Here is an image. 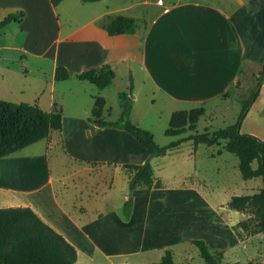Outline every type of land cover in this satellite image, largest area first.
Instances as JSON below:
<instances>
[{
    "label": "crops",
    "instance_id": "obj_1",
    "mask_svg": "<svg viewBox=\"0 0 264 264\" xmlns=\"http://www.w3.org/2000/svg\"><path fill=\"white\" fill-rule=\"evenodd\" d=\"M20 11L24 15L19 20L0 28V98L37 103L48 111L61 107L62 128L0 157V207L30 206L75 245L78 258L86 246L91 256L101 244L128 243L117 248L119 255L152 250L163 240L165 246L171 244L168 240L183 236L189 225L186 218H169L171 206L162 204L166 200L181 202L185 212L194 208L191 199L203 200L204 210L211 208L214 214L197 185L193 139L152 156V186L129 189L130 198L124 191L114 204L116 181L122 179L128 186L123 165L144 163L149 151L123 127L98 125L91 113L96 97L102 96L104 119L117 120L106 117L111 90L125 91L137 100L150 83L153 100L169 119L174 110L203 106L205 129L234 123L241 101L234 102L238 109L232 122L213 126L232 106L224 99L226 92L246 74L257 81L251 65L264 64V0H62L57 6L51 0H0V20ZM118 13L138 19L134 33L111 35L101 26L104 18ZM104 64L115 71L110 85L101 88L78 77ZM59 65L68 68V78L56 79ZM263 87L264 80L259 93ZM129 113L131 119L132 110ZM131 120L153 132L146 122ZM56 156L70 168L68 174H54ZM127 200L129 214L124 212ZM161 205L168 207L166 215L159 211ZM242 214L230 222L205 216L203 223H214L217 233L202 239L213 250L224 249V255L227 243H233L252 259L261 232L238 234L234 224L246 218ZM194 238L199 237L188 236Z\"/></svg>",
    "mask_w": 264,
    "mask_h": 264
},
{
    "label": "trees",
    "instance_id": "obj_2",
    "mask_svg": "<svg viewBox=\"0 0 264 264\" xmlns=\"http://www.w3.org/2000/svg\"><path fill=\"white\" fill-rule=\"evenodd\" d=\"M62 0H51L57 6ZM96 1V0H84ZM24 15L9 13L0 20V28L13 20H19ZM101 26L111 35L134 33L139 22L132 15L112 14L101 21ZM67 67L59 65L55 71L58 80L68 78ZM81 79L94 82L101 88L110 85L115 77V71L109 64L86 69L78 74ZM264 80L263 71L257 78L256 85L248 94L242 96L241 110L237 120L223 128L204 132H192L188 135L171 140L166 145H160L153 134L129 118L131 106L128 93L121 91L119 96L124 107L122 115L115 121L103 117L106 100L97 96L92 109L91 118L98 125H118L128 130L139 139L149 151V158L141 164L123 165L128 175V187L133 190L138 187L152 186L153 173L150 158L164 153L169 147L185 139H193L196 144H222L218 153L224 150L234 153L239 158V169L244 179L262 177L264 179V139L250 133L240 131V125L253 101L258 96L260 86ZM203 106L189 109H177L171 114L165 134L169 136L181 135L189 130H195L200 117L205 113ZM62 128V109L55 107L48 111L37 103L15 102L0 98V157L16 152L34 142L46 138L52 130ZM256 163V165H254ZM229 207L242 210L250 208L256 220L255 228L250 230L248 221L239 222L240 230L249 233L264 232V184L250 194H235L228 202ZM131 211V200L124 204V212ZM238 230V234L242 231ZM200 249L206 264H219L223 251L212 252L202 238L192 239ZM78 252L61 233L44 221L30 206L0 207V264H74ZM144 264V263H135ZM146 264H174V254L167 248L159 261ZM227 264H241L231 261Z\"/></svg>",
    "mask_w": 264,
    "mask_h": 264
},
{
    "label": "rangeland",
    "instance_id": "obj_3",
    "mask_svg": "<svg viewBox=\"0 0 264 264\" xmlns=\"http://www.w3.org/2000/svg\"><path fill=\"white\" fill-rule=\"evenodd\" d=\"M121 1L124 3L130 2V0ZM231 1L234 2L237 0ZM136 10H138L136 11V14L141 16L142 11H139V8H136ZM140 19L142 20V17H140ZM251 66L256 72V75H260L261 71H263V65L260 66L258 64H254ZM256 82L255 76L247 74L246 77L242 76L241 79L235 82L234 88L230 89L224 95V99L232 106L228 110L226 116L220 120H215L213 126H223L233 121L234 115L238 109V106H236L234 102L240 101L242 96L248 94L249 91L254 88ZM143 89L144 91L139 92L137 100H133L131 95L128 94V99L126 101L129 102L132 107L131 119L146 122V124L152 128L155 139L159 144H166L173 139L188 135L192 132H204L207 130L205 129V126L208 118L206 116H202L200 117L195 130H189L177 136L166 135L165 129L168 127L170 119L164 115V111L161 110L159 101L157 99L153 100L152 97L154 89L151 84L148 83V85ZM108 107H111V110L110 113H106V117L111 119H118L121 111L124 110L119 94L113 90H111L108 95ZM238 111L240 110L238 109ZM128 115L130 118V113ZM244 118L245 121L242 124L241 132L250 134L256 133L259 137L264 139V87L260 91L256 101L249 107ZM223 143L224 141H222V144H197L196 157L194 160V166H196L197 169L198 188L203 194V198L211 203V206L215 210L214 214L211 211V208H208V211L204 210L205 202L203 200L202 202L197 201L196 198L191 199L193 203L192 206L194 208H191V211L186 212L184 211V207L181 206V202L175 201V203H173V199L166 200L162 202V204H168V206H171L167 215L172 219V221H180L185 218L188 220L186 223L189 226L183 230V236L168 240L169 242H172L166 246L164 245L166 243H162L166 242L163 240L160 241L159 244H157V246H155L152 250H147L146 252H140V250H138L139 252H127L121 255L116 254L117 248L123 247L124 244L128 245V243L118 245H112L110 243L101 244V248H99L101 250L95 249L91 256L89 246L81 247L79 258L74 264H146L159 261L167 248H171L173 251L174 264H206L205 259L201 256L199 247L192 242L191 239H188V236L205 238L214 236V234L217 233L214 228L216 226L214 223H203L205 216L210 219L212 218L213 220H215L213 217H219L220 219L224 218L227 221H229V219L236 221L243 216L242 213H245L247 216L244 220L249 222L250 230L251 228L254 229L256 220L253 217L251 209L248 207L242 210H237L229 207L228 202L235 194H250L255 192L263 185V179L261 177L244 179L238 167V156L227 150H224L222 154L218 153L219 149L222 148ZM56 157L58 159V164L56 166L53 165L54 167H52L54 168V174H57V176L59 174H68L70 172V168H67L64 163L60 162L61 158H59V156ZM54 158L55 157L53 155L52 159ZM69 181H71V179ZM124 191L128 192L129 198L132 196L129 192V187L124 184V180L121 179V182L120 180L116 181L113 196L114 204H117L118 201L121 200L120 197L123 195ZM182 200L184 205V203H188L190 199L187 198L186 200ZM197 206L203 209V212L198 211L199 209H197ZM165 207L166 205L160 206L159 211H164L162 216L164 213L166 215L168 207H166V209ZM186 209L188 210V208ZM216 215H218V217ZM240 221L234 224L235 231L240 230ZM256 241L257 242L252 250V252H254L252 259H248L247 255L240 249V247H236L233 243L228 242L226 245L225 255L223 254V257L219 260V264H227L228 262L235 261L237 259L242 260V263L240 262L241 264H264V232H261L257 236ZM133 244L135 243H131V245ZM134 246L137 247V245ZM210 250L212 252L223 250L224 253V249L213 250L210 248ZM104 251L113 254L111 256H106Z\"/></svg>",
    "mask_w": 264,
    "mask_h": 264
},
{
    "label": "built area",
    "instance_id": "obj_4",
    "mask_svg": "<svg viewBox=\"0 0 264 264\" xmlns=\"http://www.w3.org/2000/svg\"><path fill=\"white\" fill-rule=\"evenodd\" d=\"M160 2H162V0H159Z\"/></svg>",
    "mask_w": 264,
    "mask_h": 264
}]
</instances>
